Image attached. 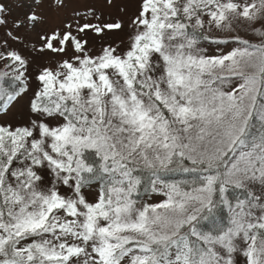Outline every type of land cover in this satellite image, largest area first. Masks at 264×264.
<instances>
[{
  "label": "snow or ice",
  "instance_id": "1",
  "mask_svg": "<svg viewBox=\"0 0 264 264\" xmlns=\"http://www.w3.org/2000/svg\"><path fill=\"white\" fill-rule=\"evenodd\" d=\"M41 3L12 27L46 23ZM12 11L0 0V26ZM77 16L33 46L65 58L37 73L27 122L0 123V264H264V0H141L123 48L106 40L122 20ZM237 24L256 42L201 45ZM0 60L7 116L29 60ZM148 189L166 199L138 206Z\"/></svg>",
  "mask_w": 264,
  "mask_h": 264
},
{
  "label": "rangeland",
  "instance_id": "2",
  "mask_svg": "<svg viewBox=\"0 0 264 264\" xmlns=\"http://www.w3.org/2000/svg\"><path fill=\"white\" fill-rule=\"evenodd\" d=\"M35 2L36 0H13V11L9 18L8 26H0V51H3L5 47H8L10 50L14 49L19 51L29 60V70L25 73L27 77L28 91L17 104L11 106L7 116L0 112V123H12L14 126L26 123L30 114L29 101L30 98H32L33 93L37 90L38 81L35 79L37 73L45 66L55 67V62L57 60L65 58L48 52L41 54L34 50L33 46L39 48L42 43L40 39L42 32L60 24L61 21L71 22L74 18L78 19L79 17L77 16V13L94 23L98 22L97 17L103 21L119 19L123 21L125 25L124 29L109 34V36L106 37V40L107 42L120 44L123 48L126 47L128 43L130 20L138 14L141 0H113L111 5H108L106 0H65L67 7L59 11L50 6L52 0H42L41 6L37 11L46 18V23L34 28L29 22H27V20H25L18 30L14 29L12 27L13 21L24 20L29 11L28 5L34 4ZM121 9L124 10L121 11ZM92 11L95 12V15L92 14ZM8 31H13L14 35L18 36L19 39L12 40L7 37L6 32ZM211 35L213 39L201 40L200 43L207 49L208 53L212 55L226 54L228 51H231L234 47L238 46L239 42L231 39V36L239 35L256 42V39L252 37L251 32L246 31L244 26L240 24L236 25V31L233 33L214 31ZM216 39H227V43H216ZM5 40L8 41L7 45L4 44ZM91 43L93 50L98 53L104 41L92 37ZM6 63V61L0 60V72L11 71V69L6 66ZM181 175L182 178L185 177L184 174H179L178 177ZM178 177L175 178V175H169L164 177V179L171 182L174 180H180ZM63 190L65 189L62 188V191ZM96 192L97 189L94 185L86 189L88 199L94 200ZM238 193L239 192L236 193V196ZM164 199H166V197L163 192H153L148 189L140 193L138 206L146 203H159Z\"/></svg>",
  "mask_w": 264,
  "mask_h": 264
},
{
  "label": "trees",
  "instance_id": "3",
  "mask_svg": "<svg viewBox=\"0 0 264 264\" xmlns=\"http://www.w3.org/2000/svg\"><path fill=\"white\" fill-rule=\"evenodd\" d=\"M179 174H181V173H168L167 175L166 174H162L163 175V178L164 177H166V176H169V175H171V176H173V175H175V178H177L178 176H179ZM184 176H185V174H184ZM172 178V177H171ZM179 179H182V175L180 176V177H178ZM142 193V192H141ZM236 193L237 192H234L233 193V196H236ZM239 195H241V193H238V195L237 196H239ZM225 219H227V217H226V213H225Z\"/></svg>",
  "mask_w": 264,
  "mask_h": 264
}]
</instances>
